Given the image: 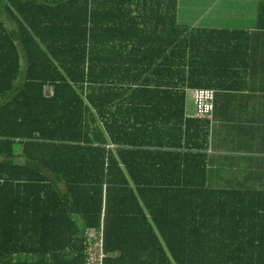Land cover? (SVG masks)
<instances>
[{"label":"trees","instance_id":"16d2710c","mask_svg":"<svg viewBox=\"0 0 264 264\" xmlns=\"http://www.w3.org/2000/svg\"><path fill=\"white\" fill-rule=\"evenodd\" d=\"M118 1L0 0V264H84L89 228L104 264H264V192L174 178L162 152L117 139L105 99L177 95L118 73Z\"/></svg>","mask_w":264,"mask_h":264},{"label":"crops","instance_id":"0c3cea01","mask_svg":"<svg viewBox=\"0 0 264 264\" xmlns=\"http://www.w3.org/2000/svg\"><path fill=\"white\" fill-rule=\"evenodd\" d=\"M170 1H118L127 8L119 20L132 46L119 42L112 59L124 78L177 95L127 94L109 104L105 99L102 111L116 113L117 139L129 132L137 147L162 152L174 178L185 180L183 170L198 169L189 173V181L196 175L210 187L264 192V31H257L264 0H176L174 16ZM117 38L123 40L120 31ZM127 52L135 56L131 64L120 59ZM136 69L145 74L137 76ZM197 85L215 93L211 120L194 118L193 92L198 88L189 86ZM102 111L93 113L105 130L112 114Z\"/></svg>","mask_w":264,"mask_h":264},{"label":"built area","instance_id":"2783aa9c","mask_svg":"<svg viewBox=\"0 0 264 264\" xmlns=\"http://www.w3.org/2000/svg\"><path fill=\"white\" fill-rule=\"evenodd\" d=\"M215 93L209 88H198L193 92L195 108L194 118L198 120H211L214 110ZM85 241L84 264H104L107 257L104 245L103 228H89L84 230Z\"/></svg>","mask_w":264,"mask_h":264}]
</instances>
